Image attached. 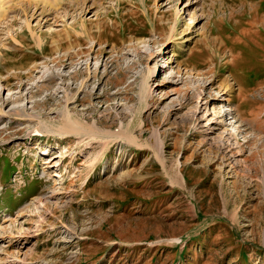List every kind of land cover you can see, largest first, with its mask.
Wrapping results in <instances>:
<instances>
[{"label": "rangeland", "instance_id": "rangeland-1", "mask_svg": "<svg viewBox=\"0 0 264 264\" xmlns=\"http://www.w3.org/2000/svg\"><path fill=\"white\" fill-rule=\"evenodd\" d=\"M4 7L0 264H264V0Z\"/></svg>", "mask_w": 264, "mask_h": 264}, {"label": "bare ground", "instance_id": "bare-ground-1", "mask_svg": "<svg viewBox=\"0 0 264 264\" xmlns=\"http://www.w3.org/2000/svg\"><path fill=\"white\" fill-rule=\"evenodd\" d=\"M7 2H9V0H0V14H2V11H4V9H5V7H4V5H5V3H7ZM145 54H147V53H145ZM206 97V95L205 94H203V96H202V100L204 99ZM167 98V96L166 97H164L163 99H162V101H160V103H162L165 99ZM0 100L2 101V98L0 97ZM212 100H218V99H215V98H213ZM8 101L7 100H4L3 102H2V104H6ZM240 113V112H239ZM233 113L232 112H226V115L228 116L229 115V118H231L230 117V115H232ZM228 118V117H227ZM226 118V119H227ZM68 121V124L69 125H74L73 127L74 128H76L75 127V125H77L78 123H76L75 121H73V120H71L70 118H67V120H65V123ZM71 124H70V123ZM225 122H226V120H225ZM226 124V123H225ZM68 127H70V126H68ZM232 135V134H231ZM230 136V135H229ZM231 137V136H230ZM226 140L227 139H224V141H223V143H224V147L227 145L226 143Z\"/></svg>", "mask_w": 264, "mask_h": 264}]
</instances>
